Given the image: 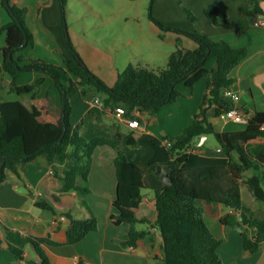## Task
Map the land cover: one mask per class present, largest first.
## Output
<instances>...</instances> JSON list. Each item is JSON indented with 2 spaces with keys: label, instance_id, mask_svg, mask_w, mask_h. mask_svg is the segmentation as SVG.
<instances>
[{
  "label": "trees",
  "instance_id": "1",
  "mask_svg": "<svg viewBox=\"0 0 264 264\" xmlns=\"http://www.w3.org/2000/svg\"><path fill=\"white\" fill-rule=\"evenodd\" d=\"M261 0H251V14L260 13ZM62 11L67 0H58ZM0 0L10 21L0 26L5 33L0 61V184L8 179V173L18 175L20 163L42 156L62 182L65 192H88L87 175L91 166L93 150L102 145L111 147L115 155L113 163L116 177V194L113 207L116 214L110 218L115 225L128 224V238L123 246H134L144 235L136 230L138 219L134 210L141 200L144 187L140 167L128 159L124 146H135L137 139L133 132L123 131L120 125L114 127L108 137L85 139L79 133V126L70 122L71 105L69 95L73 93L97 94L104 107L121 106L128 118L132 112L147 111L155 115L166 104L174 103L179 96L176 84L183 82L191 90L196 81L205 79V89L198 112L189 125L173 137H166L170 146L165 148L171 159L170 184L155 191L156 217L154 225L162 239L163 264H224L218 253L221 243L204 221L202 201L205 208L221 205L236 214L220 218L224 226L241 229L242 248L254 252L264 242V218L258 219L242 205L240 187L247 188L254 200L264 207V111H255L248 118L243 129L217 131L208 120L206 112L213 107L214 116H222L233 103L222 94V90L233 83L230 71L246 56L244 47L234 48L226 41H214L198 31H182L157 20L151 10L149 20L162 31H173L190 37L197 47L186 49L176 40L175 49L167 58L166 68L148 69L128 64L112 86H107L84 63L67 39L68 55H61V64H52L39 58L14 57V53L34 44L33 36L25 25L26 8ZM190 20L194 16L186 10ZM204 15L214 24L231 28L226 11L217 4H209ZM214 59L215 69H208L206 63ZM23 63V65H20ZM24 70H40L47 74L59 94V107L51 110L46 101L42 106L35 102L34 93L29 100L4 101L1 96L4 74L11 77L9 92L27 94L41 82L32 85H18L17 75ZM137 122L140 119L136 118ZM203 135H213L222 152L228 158L225 165H207L180 168L177 164L186 161L195 140ZM158 143L157 140L153 141ZM4 159V160H3ZM58 167V168H57ZM250 173V175H248ZM81 179V185L78 184ZM37 206L52 211L42 202ZM87 216L76 218L67 213L70 226L65 232L66 244H74L86 234L97 229L98 219L90 207L82 201ZM212 215H215L210 210ZM143 222V221H141ZM242 228H246L245 230ZM3 240L16 259L30 264H53L42 244L54 245L49 238L23 235L0 224ZM35 255L34 260L24 257L26 247ZM82 264V263H78Z\"/></svg>",
  "mask_w": 264,
  "mask_h": 264
},
{
  "label": "crops",
  "instance_id": "2",
  "mask_svg": "<svg viewBox=\"0 0 264 264\" xmlns=\"http://www.w3.org/2000/svg\"><path fill=\"white\" fill-rule=\"evenodd\" d=\"M212 3L220 5L226 11L231 28L216 25L206 18L204 10ZM9 4L26 8L24 21L34 41L32 47L28 46L15 52V58H39L60 65L61 55H68L66 36L68 37L69 31L73 46L84 63L107 86L114 84L118 73L130 61L121 57L118 46L120 42L117 40L110 42L87 34L82 37L76 30L68 29L67 22L65 25L63 22L67 4L64 11L58 0H9ZM259 7L260 13L251 14V0H151V12L162 23L182 31H198L214 41L224 40L234 48L246 49L245 58L229 73L233 83L228 88L238 95V101L233 105L248 116L255 111H264V26L256 25L258 20H264V0L260 1ZM186 10L194 16L193 21L188 18ZM9 21L7 11L0 7V26ZM150 24L151 30L157 36V52L166 59L174 51L177 39H180L181 45L186 49L197 47L186 35L162 31L153 22ZM161 44H164V50L159 47ZM4 45L5 33H0V61L3 59L1 49ZM206 67L215 69L214 59H210ZM38 80L41 83L35 86L32 92L16 94L9 92L11 77L4 74L2 99L26 101L34 93V102L38 106H42L46 101L51 110L57 109L60 104L59 94L47 74L40 70H24L16 77L18 85H32ZM175 88L179 93L176 101L166 104L155 115L151 116L147 111L137 109L132 112L135 118L140 119L136 129L128 128L115 118L113 108L95 104L93 99L100 97L94 92L88 91L84 95L73 93L68 97L71 105L70 122L79 126V133L85 139L108 137L117 125H120L123 131L133 132L137 139L135 146H124L122 149L127 158L140 167L144 183L140 191V203L134 210L139 221L135 228L144 235L134 246L122 245L128 238V224L122 222L115 225L110 218L116 214L112 204L116 194V177L113 163L115 152L108 145L98 146L92 152L86 183L88 192L84 194L65 192L61 180L42 156L20 163L18 175L9 172L8 179L0 184V224L23 235L49 238L55 242L54 245L42 244L53 264H163L162 239L154 225V193L163 186L158 167L171 165L163 141L166 137L178 135L190 124L199 110L205 79L196 81L191 90L186 88L183 82L176 84ZM206 115L217 131L239 130L245 127L228 121L223 115L215 117L213 107L207 110ZM209 136L204 135L195 140L186 161L176 167L225 165L228 158L218 144L208 143ZM154 140L158 143H154ZM78 184H82L79 178ZM18 187L25 190H18ZM242 187L243 185L240 187L242 205L251 211L255 218H264L263 205L253 199L245 186L248 193L244 195ZM38 201L49 205L52 211L37 206ZM82 201L97 217V229L74 244H66L65 232L70 226L66 214L70 213L76 218L88 215ZM195 203L203 207L205 223L221 241L218 253L224 264H264V242L260 243L254 252L244 251L241 229L220 223L222 216L236 214L232 209L221 205L208 209L202 201ZM210 210L215 215H212ZM24 257L27 260L35 259L29 246L24 251ZM0 264H30L14 257L3 240L1 230Z\"/></svg>",
  "mask_w": 264,
  "mask_h": 264
},
{
  "label": "rangeland",
  "instance_id": "3",
  "mask_svg": "<svg viewBox=\"0 0 264 264\" xmlns=\"http://www.w3.org/2000/svg\"><path fill=\"white\" fill-rule=\"evenodd\" d=\"M150 10L151 0H67L63 22L82 37L87 34L110 42L117 40L121 57L130 60L128 64L164 69L167 59L157 52V36L150 27ZM70 37L68 31L69 41ZM71 44L73 46L72 41ZM159 47L165 49L164 44ZM208 143L218 144L213 135L209 136ZM242 192L248 193L244 186Z\"/></svg>",
  "mask_w": 264,
  "mask_h": 264
},
{
  "label": "built area",
  "instance_id": "4",
  "mask_svg": "<svg viewBox=\"0 0 264 264\" xmlns=\"http://www.w3.org/2000/svg\"><path fill=\"white\" fill-rule=\"evenodd\" d=\"M256 25L264 26V20L263 19L258 20L256 22ZM222 94L224 97L229 98L233 104L238 101V95L228 87H226L222 90ZM93 102L99 106H103L101 99L98 97H95L93 99ZM112 113H113L115 118L119 119L121 122H123L130 129H136L139 126L136 118L135 117L128 118L125 115L124 108L121 106L113 108ZM223 116L228 121H231L232 123L242 125V126H245L247 124L248 118H249L248 115H246L241 110H239L235 105H233L229 110H227L223 114ZM170 144L171 143L168 139H164L163 145L165 147L170 146Z\"/></svg>",
  "mask_w": 264,
  "mask_h": 264
},
{
  "label": "water",
  "instance_id": "5",
  "mask_svg": "<svg viewBox=\"0 0 264 264\" xmlns=\"http://www.w3.org/2000/svg\"><path fill=\"white\" fill-rule=\"evenodd\" d=\"M5 4L8 5L7 0H5ZM204 137V135H203ZM4 160V159H3ZM158 170L161 172V181L163 183V186H167L170 184V176L169 173L171 171L170 166H160L158 167ZM18 190H25L23 187H18Z\"/></svg>",
  "mask_w": 264,
  "mask_h": 264
}]
</instances>
